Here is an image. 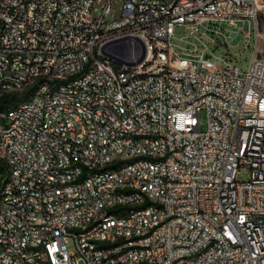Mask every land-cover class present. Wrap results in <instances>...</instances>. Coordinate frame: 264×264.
<instances>
[{
	"label": "built area",
	"instance_id": "built-area-1",
	"mask_svg": "<svg viewBox=\"0 0 264 264\" xmlns=\"http://www.w3.org/2000/svg\"><path fill=\"white\" fill-rule=\"evenodd\" d=\"M94 1L0 0V264H264V0ZM206 22L252 27L244 71Z\"/></svg>",
	"mask_w": 264,
	"mask_h": 264
},
{
	"label": "rangeland",
	"instance_id": "rangeland-1",
	"mask_svg": "<svg viewBox=\"0 0 264 264\" xmlns=\"http://www.w3.org/2000/svg\"><path fill=\"white\" fill-rule=\"evenodd\" d=\"M106 0H95L93 4V8L95 11L93 13H97L99 11V8L102 4L105 3ZM121 5V0H110V15L108 18H117L119 14V8ZM256 26L257 31L259 32V40H258V54L264 58V17L260 15L257 17L256 20ZM205 27L209 29H214L216 27L218 28H224L228 31H225L226 39L225 41L228 42V45L224 48L219 46L218 44H210L207 43L208 48L212 51L213 55L216 57H221L224 59H227V56L230 55L231 61L239 65V69L241 71H244L248 65V62L250 60V57L252 55L253 51V32L252 27L250 26V37L247 38L243 36L242 32H237V26L229 27L225 25L224 23H216V22H206L204 23ZM243 29L246 30L247 26L244 24ZM187 33L184 31L181 27H175L174 29V38L171 39V42L176 44L179 43L176 39L179 37H186ZM188 41L195 42L198 46V49L200 50L199 44L192 38L188 37ZM245 53V54H244ZM210 59L213 60L212 57ZM215 64L218 66L220 62L218 60H215ZM17 98H22V93L16 92L13 94ZM198 122H199V129L203 130L205 128V115L203 111H199L198 113ZM239 180H244L247 177L246 172H240L238 174ZM66 247L68 250L72 248L71 240L67 241ZM81 264V263H80Z\"/></svg>",
	"mask_w": 264,
	"mask_h": 264
},
{
	"label": "water",
	"instance_id": "water-1",
	"mask_svg": "<svg viewBox=\"0 0 264 264\" xmlns=\"http://www.w3.org/2000/svg\"><path fill=\"white\" fill-rule=\"evenodd\" d=\"M100 51L112 62L123 66H135L143 60L145 55L143 43L129 37L108 42L101 47Z\"/></svg>",
	"mask_w": 264,
	"mask_h": 264
},
{
	"label": "trees",
	"instance_id": "trees-1",
	"mask_svg": "<svg viewBox=\"0 0 264 264\" xmlns=\"http://www.w3.org/2000/svg\"><path fill=\"white\" fill-rule=\"evenodd\" d=\"M22 98H17L13 94H0V123L2 122L3 118L1 115H4L5 112L10 108L11 106L16 105L18 102H20ZM0 175L3 177L5 175L4 173V165L0 161ZM115 209H112L114 211Z\"/></svg>",
	"mask_w": 264,
	"mask_h": 264
}]
</instances>
